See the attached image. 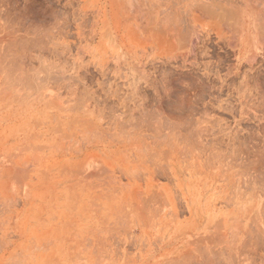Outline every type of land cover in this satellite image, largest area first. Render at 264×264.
I'll use <instances>...</instances> for the list:
<instances>
[{"label":"rangeland","instance_id":"obj_1","mask_svg":"<svg viewBox=\"0 0 264 264\" xmlns=\"http://www.w3.org/2000/svg\"><path fill=\"white\" fill-rule=\"evenodd\" d=\"M263 190L264 0H0V264H264Z\"/></svg>","mask_w":264,"mask_h":264},{"label":"bare ground","instance_id":"obj_2","mask_svg":"<svg viewBox=\"0 0 264 264\" xmlns=\"http://www.w3.org/2000/svg\"><path fill=\"white\" fill-rule=\"evenodd\" d=\"M209 12H210V11H209ZM208 15H209V14H208ZM210 15H211V14H210ZM237 15H238V14H237ZM216 16H217V15H216ZM212 17H214V15H213ZM223 18H224V17H223ZM237 18H239V17H237ZM239 19H240V18H239ZM238 21H239V20H238ZM247 28L250 30V26H249V25H247ZM249 30H248V32H249ZM243 35H245V37H244V38H245V39H244V44H245V48H246L247 45H248V42H249V40H250V39H249L250 36H249L248 33H244V31H243ZM242 38H243V37H242ZM243 146H244V145H243ZM256 147H257V146H256ZM240 149H241V148H240ZM250 149H251V148H250ZM244 150H245V149H244ZM153 151H154V150H153ZM234 151H235V150H234ZM240 151H241V150H240ZM253 151H254V150H253ZM261 151H262V150H261ZM155 152H156V150H155ZM235 152H236V151H235ZM242 152H243V151H242ZM244 152H245V151H244ZM258 152H260V151L258 150ZM237 153H238V152H237ZM239 153H240V152H239ZM260 153H261V152H260ZM154 154H155V153H154ZM245 154H247V152H246ZM249 154H250V153H249ZM154 157H155V156H154ZM154 157H153V158H154ZM257 157H258V156H257ZM262 157H263V156H262ZM250 158H251V157H250ZM141 159H142V158H141ZM245 159H246V158H245ZM237 160H238V159H237ZM237 160H236V161H237ZM250 160H251V159H250ZM250 160H249L248 162H250ZM254 160H255V159H254ZM254 160H253V161H254ZM230 161H231V160H230ZM253 161H252V162H253ZM256 161H257V160H256ZM260 161H261V160H260ZM141 162H142V160H141ZM226 163H227V162H226ZM226 163H225V164H226ZM254 163H255V162H254ZM256 163H257V162H256ZM151 164H152V163H151ZM257 164H259V163H257ZM140 165H141V164H140ZM252 165H253V164H252ZM260 165H261V164H260ZM229 166H230V165H229ZM255 166H256V165H255ZM255 166H254V167H255ZM257 166H258V165H257ZM221 167H222V166H220L219 168H221ZM254 167L252 166V168H254ZM231 168H232V167H231ZM241 168H242V167H241ZM224 169H226V168H224ZM160 170H161V169H160ZM251 170H252V169H251ZM158 171H159V170H158ZM132 172H133V171H132ZM226 172H227V171H226ZM238 172H239V170H238ZM259 172H260V171H259ZM234 173H235V172H234ZM234 173H233V174H234ZM243 173H244V172H243ZM260 173H261V172H260ZM236 174H237V172H236ZM135 175H136V174H135ZM161 175H162V173H161ZM237 175H238V174H237ZM240 175H241V173H240ZM245 175H246V174H245ZM254 175H255V174H254ZM85 176H86V175H85ZM156 176H157V175H156ZM243 176H244V175H243ZM137 177H138V176H137ZM137 177H136V178H137ZM236 177H237V176H236ZM241 177H242V175H241ZM241 177H240V178H241ZM244 177H245V176H244ZM215 179H216V178H215ZM238 179H239V178H238ZM238 179L236 178V180H238ZM245 179H246V177H245ZM139 180H140V177H139ZM262 181H263V180H262ZM245 182H246V181H245ZM251 182H252V181H251ZM253 182H254V181H253ZM246 183H247V182H246ZM248 185H249V184H248ZM128 186H129V185H128ZM249 187L251 188V185H250ZM250 190H251V189H250ZM252 191H253V189H252ZM263 191H264V190H263ZM155 192H156V191H154V193H155ZM152 193H153V192H152ZM154 193H153V194H154ZM161 194H162V193H161ZM152 196H153V195H152ZM152 196H151V197H152ZM158 196H160V195H158ZM152 198H154V197H152ZM155 198H156V197H155ZM160 198H161V196H160ZM139 199H140V198H139ZM150 199H151V198H150ZM227 199H228V198H227ZM153 200H154V199H153ZM153 200H152V201H153ZM164 200H165V198H164ZM139 201H140V200H139ZM143 201L145 202V200H143ZM157 201H158V200H157ZM157 201H156V202H157ZM161 201H163V200H161ZM140 202L143 203L142 201H140ZM147 202H148V201H147ZM147 202H146V203H147ZM148 203H149V202H148ZM148 203H147V204H148ZM159 203H160V202H159ZM163 203H164V202H163ZM227 203H228V201L226 202V204H227ZM151 204H152V203H151ZM153 204H154V203H153ZM153 204H152V205H153ZM155 204H156V203H155ZM144 205L146 206V204H144ZM160 205H161V203H160ZM178 205H179V204H178ZM148 206H149V205H148ZM158 206H159V205H158ZM162 206H163V205H162ZM162 206H161V207H162ZM156 207H157V206H156ZM147 208H149V207H147ZM156 209H157V208H156ZM159 210H160V209H159ZM155 211H156V210H155ZM155 213H156V212H155ZM176 217H177V216H176ZM251 217H253V216H251ZM142 218H144V216H143ZM237 218H238V216H237ZM250 219H251V218H250ZM253 219H254V218H253ZM173 220H174V219H173ZM220 221H221V220H220ZM220 221H219V224H221ZM251 221H252V220H251ZM253 221H254V220H253ZM253 221H252V223H253ZM238 222H239V221H238ZM238 222H237V224H238ZM255 222H256V221H255ZM237 224H236V225H237ZM240 224H241V223H240ZM257 224H258V223H257ZM238 225H239V224H238ZM253 225H254V224H253ZM215 226H216V225H215ZM249 226H250V225H249ZM258 226H259V225H258ZM258 226H257V228H258ZM212 227H213V226H212ZM220 227H221V226H220ZM232 227H233V226H232ZM255 227H256V225H255ZM221 228H222V227H221ZM235 228H236V226H235ZM247 228H248V227H247ZM253 228H254V227H253ZM236 229H238V227H237ZM258 229H259V228H258ZM260 229H261V228H260ZM238 230H239V229H238ZM238 230H237V231H238ZM216 231H217V230H216ZM259 231H260V230H259ZM261 232H262V231H261ZM236 233H237V232H236ZM230 234H231V233H230ZM230 234H229V235H230ZM222 235H223V234H222ZM232 235H233V237L236 236V235H234V234H232ZM218 236H219V235H218ZM111 237H112V236H111ZM225 237H226V236L223 235V237H221V238L223 239V238H225ZM226 238H227V237H226ZM226 238H225V239H226ZM251 238H252V237H251ZM203 239H204V238H203ZM203 239H202V240H203ZM233 239H234V238H233ZM236 240H237V237H236ZM198 241H201V240L199 239ZM198 241H197V242H198ZM209 241H210V240H208V242H209ZM191 242H192V241H191ZM227 242H228V241H227ZM230 242H232V240H230ZM235 242H236V241H235ZM245 242H246V241H245ZM252 242H253V241H252ZM200 243H201V242H200ZM246 243H247V242H246ZM108 244H109V243H108ZM197 244H198V243H197ZM213 244H214V243H213ZM219 244H220V243H219ZM224 244H225V243H224ZM232 244H233V243H232ZM232 244H231V245H232ZM243 244H245V243H243ZM249 244H250V243H249ZM198 245H199V244H198ZM201 245H202V243H201ZM190 246H191V245H190ZM227 246H228V245H227ZM191 247H192V246H191ZM199 247H200V246H199ZM199 247H196V248L198 249ZM222 247H223V246H222ZM222 247H221V248H222ZM229 247H230V245H229ZM225 248H226V246L224 247V250H225ZM231 248H232V247H231ZM197 249H196V250H197ZM205 249H206V248H205ZM201 250L203 251L202 248H201ZM201 250L199 249V252H200ZM233 250H234V248H233ZM241 250H242V249H241ZM243 250H244V249H243ZM229 251H231V250H229ZM229 251H228V252H229ZM205 252H206V250H205ZM205 252L203 251V252H201V253L204 254ZM220 252H221V251H220ZM220 252H219V253H220ZM225 252H226V251H225ZM217 253H218V251H217ZM230 253H231V252H230ZM241 253H242V252H241ZM188 254H189V253H188ZM188 254H187V255H188ZM199 254H200V253H199ZM205 254H207V253H205ZM222 254H223V253H222ZM243 254H244V253H243ZM185 255H186V254H185ZM187 255H186V256H187ZM189 255H190V254H189ZM214 255H215V254H213V256H214ZM225 255H226V254H225ZM230 255H232V254H230ZM238 255H239V254H238ZM240 255H241V254H240ZM18 256H19V254H18ZM21 256H22V255H21ZM21 256H20V257H21ZM186 256H183V257H186ZM193 256H194V255H193ZM217 256H218V255H217ZM217 256H216V257H217ZM227 256H228V255H227ZM233 256H234V255H233ZM233 256H232V257H233ZM201 257L204 258V256H202V254H201ZM205 257H206V256H205ZM208 257H209V256H208ZM208 257H207V258H208ZM187 258H188V257H187ZM209 258H212V255H211V257H209ZM229 258H230V257H229ZM233 258H234V257H233ZM233 258H232V259H233ZM24 259H25V258H24ZM193 259H194V258H193ZM201 259H202V258H201ZM205 259H206V258H205ZM216 259H217V258H216ZM235 259H236V258H235ZM191 260H192V257H191ZM202 260H203V259H202ZM206 260L208 261V259H206ZM218 260H219V259H218ZM21 261H22V260H21ZM186 261H187V259H186ZM192 261H193V260H192ZM196 261H199V260L196 258ZM177 262H178V261H177ZM200 262H201V261H200ZM228 262H229V260H228ZM16 263H17V262H16ZM179 263H180V261H179ZM179 263H177V264H179ZM193 263H194V262H193ZM193 263H191V264H193ZM197 263H198V262H197ZM230 263H231V262H230ZM14 264H15V263H14ZM17 264H18V263H17ZM175 264H176V263H175ZM220 264H221V263H220Z\"/></svg>","mask_w":264,"mask_h":264}]
</instances>
